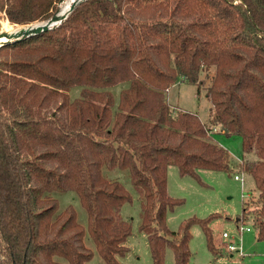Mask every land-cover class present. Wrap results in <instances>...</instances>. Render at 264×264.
I'll use <instances>...</instances> for the list:
<instances>
[{
	"label": "trees",
	"instance_id": "trees-1",
	"mask_svg": "<svg viewBox=\"0 0 264 264\" xmlns=\"http://www.w3.org/2000/svg\"><path fill=\"white\" fill-rule=\"evenodd\" d=\"M56 2L0 0V10L25 24L55 15ZM208 76V121L169 103L179 78ZM216 126L241 135L242 160L212 140ZM170 164L200 181V169L251 173L259 198L244 215L264 239V0H83L58 26L0 47V264H85L87 231L107 264H122L132 194L104 168L129 171L154 264L167 246L190 264L196 223L218 255L210 223L220 213L168 227L183 202L168 192ZM66 191L87 226L73 204L60 208L53 193Z\"/></svg>",
	"mask_w": 264,
	"mask_h": 264
},
{
	"label": "rangeland",
	"instance_id": "rangeland-1",
	"mask_svg": "<svg viewBox=\"0 0 264 264\" xmlns=\"http://www.w3.org/2000/svg\"><path fill=\"white\" fill-rule=\"evenodd\" d=\"M62 1L57 0L56 12L62 11ZM9 25L20 27L23 24L11 23L5 12L0 10V29H6ZM210 71L212 74L214 69ZM203 77L207 76L203 74ZM210 79V77L206 78L204 85L179 78L167 92L169 103L175 108L196 112L203 121H208L212 103L206 95V86ZM127 84L113 86L112 90L117 98L121 89ZM71 93L77 96L79 90L75 87ZM210 134L212 140L227 148L235 160H242L246 155L241 135H227L217 126L213 127ZM104 174L109 178L119 179L132 194V200L122 207L123 216L132 222V233L125 242L129 250L124 256H118V259L122 264H154L148 236L140 230L142 198L132 184L129 171L121 168H104ZM236 174L241 178L236 179ZM199 175L202 181L191 175H181L175 164L168 166V192L175 198L183 199L181 204L168 212L167 225L171 230L177 231L181 223L189 217L204 218L214 212L221 214V217L213 219L210 223L213 241L219 249V254L211 251L203 227L196 223L191 227L190 264H264V239H259L257 236L253 215L251 213L244 215L246 203L249 210L254 209L258 204L259 190L253 175L240 168H234L230 172L200 169ZM53 195L59 199L61 209L73 204L80 222L85 226L88 225L87 211L81 205L76 192H54ZM237 217H241V220L238 221ZM242 224L250 226L252 230L241 231L239 226ZM224 231L233 235L238 245L239 243L242 245L244 257L238 252H233L231 255L226 248L228 238L223 237ZM85 242L94 251L93 257L85 264H107L88 231ZM164 264H176L171 246L165 249Z\"/></svg>",
	"mask_w": 264,
	"mask_h": 264
},
{
	"label": "water",
	"instance_id": "water-1",
	"mask_svg": "<svg viewBox=\"0 0 264 264\" xmlns=\"http://www.w3.org/2000/svg\"><path fill=\"white\" fill-rule=\"evenodd\" d=\"M65 1V0H63ZM83 0H74L67 11L61 13L56 12L50 18L32 23L23 24L20 27H15L11 30L0 29V47L18 40L26 39L30 36L36 35L47 29L53 28L61 24L75 8V6Z\"/></svg>",
	"mask_w": 264,
	"mask_h": 264
},
{
	"label": "built area",
	"instance_id": "built-area-1",
	"mask_svg": "<svg viewBox=\"0 0 264 264\" xmlns=\"http://www.w3.org/2000/svg\"><path fill=\"white\" fill-rule=\"evenodd\" d=\"M64 2L65 1H62V3H64ZM235 178L236 179H240L241 177L238 174H236ZM239 228H240L241 231H245V230L249 231V230H251L250 226L241 225V226H239ZM223 237L228 238V242H226V248L228 249V251H230L231 253L238 252L239 255H241V256L243 255L242 245L240 243H239V245L237 244L238 242L235 240L233 235H231L227 231H224L223 232Z\"/></svg>",
	"mask_w": 264,
	"mask_h": 264
},
{
	"label": "bare ground",
	"instance_id": "bare-ground-1",
	"mask_svg": "<svg viewBox=\"0 0 264 264\" xmlns=\"http://www.w3.org/2000/svg\"><path fill=\"white\" fill-rule=\"evenodd\" d=\"M73 1H74V0H65V2H64L63 5H62V12H61V13L67 11V10L69 9V7H70V4H71ZM18 27H19V26H18ZM14 28H15V26L9 25V26L6 27V30H11V29H14Z\"/></svg>",
	"mask_w": 264,
	"mask_h": 264
},
{
	"label": "crops",
	"instance_id": "crops-1",
	"mask_svg": "<svg viewBox=\"0 0 264 264\" xmlns=\"http://www.w3.org/2000/svg\"><path fill=\"white\" fill-rule=\"evenodd\" d=\"M243 225V224H242ZM252 230V229H251ZM251 230H249V231H251ZM256 231H257V234H258V230L256 229ZM231 255H233V253H231ZM244 250H243V255H242V257H244ZM241 256V255H240Z\"/></svg>",
	"mask_w": 264,
	"mask_h": 264
}]
</instances>
